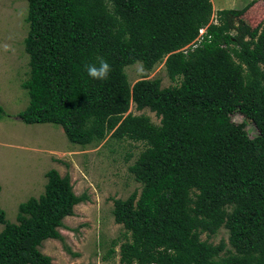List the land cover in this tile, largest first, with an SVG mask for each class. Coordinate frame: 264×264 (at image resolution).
Returning a JSON list of instances; mask_svg holds the SVG:
<instances>
[{
	"label": "trees",
	"instance_id": "trees-1",
	"mask_svg": "<svg viewBox=\"0 0 264 264\" xmlns=\"http://www.w3.org/2000/svg\"><path fill=\"white\" fill-rule=\"evenodd\" d=\"M26 1L28 104L17 117L59 124L79 145L107 134L143 144L128 167L140 191L113 203L126 235L120 262L264 264V25L245 39L226 18L249 6L218 9L214 23L211 0ZM201 27L206 33L194 41ZM97 57L112 66L107 80L85 69ZM136 62L147 70L163 62L178 83H131L125 69ZM131 103L159 123L128 111ZM46 176L44 191L18 204L15 222L0 207V264H54L39 246L62 239L63 218L87 196L73 191L68 173ZM221 226L227 242L201 239Z\"/></svg>",
	"mask_w": 264,
	"mask_h": 264
},
{
	"label": "rangeland",
	"instance_id": "rangeland-1",
	"mask_svg": "<svg viewBox=\"0 0 264 264\" xmlns=\"http://www.w3.org/2000/svg\"><path fill=\"white\" fill-rule=\"evenodd\" d=\"M211 2L214 23L218 9L249 6L239 16L227 14L231 34L248 39L247 32L264 25V0ZM27 11L26 0H0V207L6 219L15 222L18 204L44 191L49 169H56L61 176L68 173L73 191L87 198L74 206L72 215L63 218L58 228L62 239H44L40 251L49 255L54 264H124L120 262L119 247L126 235L122 224L114 220L112 209L114 199H125L135 189L140 191L141 184L128 167L143 144L107 134L103 140L79 145L67 139L59 124L25 123L17 117L28 104L27 92L21 85L29 72V56L24 48L29 29ZM125 71L131 83L143 77L160 78L162 87L178 83L168 77L163 62L150 70L136 62ZM128 111L144 113L159 123L160 117L147 107L138 110L131 103ZM231 118L242 122L243 115L235 112ZM245 129L250 137L257 133L252 122ZM200 237L213 244L227 242L228 230L221 226L214 234L204 232Z\"/></svg>",
	"mask_w": 264,
	"mask_h": 264
},
{
	"label": "clouds",
	"instance_id": "clouds-1",
	"mask_svg": "<svg viewBox=\"0 0 264 264\" xmlns=\"http://www.w3.org/2000/svg\"><path fill=\"white\" fill-rule=\"evenodd\" d=\"M5 49L7 50V46ZM85 69L90 78L104 81L109 78L112 66L103 57H97V62L86 64Z\"/></svg>",
	"mask_w": 264,
	"mask_h": 264
},
{
	"label": "built area",
	"instance_id": "built-area-1",
	"mask_svg": "<svg viewBox=\"0 0 264 264\" xmlns=\"http://www.w3.org/2000/svg\"><path fill=\"white\" fill-rule=\"evenodd\" d=\"M205 33H206V27L199 28L198 34L195 37L194 41H198L199 42L203 38Z\"/></svg>",
	"mask_w": 264,
	"mask_h": 264
}]
</instances>
